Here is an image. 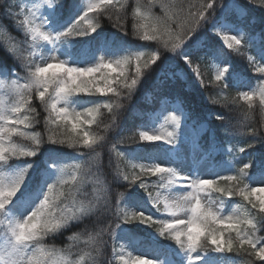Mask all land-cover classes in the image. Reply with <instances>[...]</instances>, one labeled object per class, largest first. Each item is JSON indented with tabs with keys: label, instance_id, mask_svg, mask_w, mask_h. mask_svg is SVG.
<instances>
[{
	"label": "snow or ice",
	"instance_id": "obj_1",
	"mask_svg": "<svg viewBox=\"0 0 264 264\" xmlns=\"http://www.w3.org/2000/svg\"><path fill=\"white\" fill-rule=\"evenodd\" d=\"M252 4L259 5L264 8V0H250ZM217 0H200L198 3H189L185 9L184 4H177L175 0H148L151 7H146L141 0H136L135 17L137 24L134 25L139 33V39L144 41L161 40L163 48L170 52H177L182 46L187 43L196 33L198 28L203 26V22L209 18V12L214 8ZM162 12L161 16H156L152 13V8L156 5ZM48 6H52V0H49ZM121 4L120 8L123 9ZM117 5L113 0H89L86 10L80 15L77 20L64 32L59 33L55 37L42 31V25H36L35 11L28 9L25 11L21 8L15 13L19 19V25L25 30L26 34L31 37L32 43L29 47L32 49L28 55L20 57L21 62L26 70L27 75L24 77V83H19L18 80H12L10 89L16 94V98L11 105H6L3 100H0V162L7 161L10 158L35 157L40 148L45 143L56 145H78L82 148L95 149L96 145L101 141L98 136H94L85 124L92 125L96 123L97 116L101 114V109H107L112 113L113 122H115L116 112L114 109L123 107L121 100L123 98H131L132 93L138 86L140 77L143 74L142 70L150 67L159 59V55L151 54H136L125 56L118 60H105L100 58L99 62L92 67H71L64 61H58L55 57L52 62L45 63L41 66L32 57L37 55L36 45L41 41L49 43L54 40L67 39L70 37H83L90 35L101 27L98 17L101 14L107 13L108 19H112L110 14ZM178 8V11L176 10ZM89 12H95L96 17H89ZM117 19L115 25L118 29L123 30L124 25L120 23L123 18L119 11L116 13ZM95 21V22H94ZM86 23V27H85ZM228 49L240 52L242 45L241 39L234 36L217 33ZM15 51V46L9 49ZM147 55V58H145ZM136 61L135 75L129 77L126 73V68ZM249 62L252 57H248ZM189 67H192L193 60L187 61ZM73 69H87L86 71H75ZM257 70L264 73V66L257 65ZM197 76L201 75L199 67L195 68ZM228 69L216 70L215 81L223 90L226 89L224 77ZM203 83V81H201ZM264 87L259 89L258 95L261 103L264 104ZM111 93L116 99L110 102L97 104L94 107H89L83 112L69 110L67 102L70 97L84 94L86 96H95L99 94L105 96ZM247 93V92H242ZM244 100L251 101L257 92H250ZM241 94V93H240ZM40 101V107L43 112L47 113L43 117L44 132L27 131L33 128L35 124L40 123L36 117L37 107L32 104L33 99ZM251 107V105H249ZM171 123L173 129L164 131L160 134H149V132L141 131L139 133V141H158L163 140L164 143L174 144L176 140V129L180 127V120L175 115H170L165 123ZM22 126V129L21 127ZM98 126V125H97ZM257 129L253 128L250 135L256 136ZM12 136L24 137L28 143L19 145L15 143L5 144L6 140L10 141ZM131 143H137V137H129ZM260 140L264 141V134L260 135ZM253 147L248 144V148ZM115 151V149H113ZM245 151L244 148L240 149ZM118 158L123 159L121 152H116ZM31 168V164L20 173L17 179L10 185H5L0 181V191L12 192L17 191L23 184L25 174ZM133 172L125 174L120 167L116 165V175L125 181H129V186L136 185L137 179L141 175L152 176L159 174L160 182L153 187L170 188L174 182H181L183 187L190 191L183 197L173 200L165 199L163 209L172 217L171 220L157 221L151 216H146L143 213L133 214L124 212L120 214L119 200L123 198L124 193L119 194V199L115 207L118 209L117 217L120 221L126 224H131L133 221H138L140 224L147 222L148 226H156V231L168 239L173 240L177 246L191 254L197 253L201 249L211 248L217 252H233L237 254H245L251 259H246L243 264H255V260H264V247H257L258 237L257 232V217L262 215H248L244 217L227 216L223 217L214 211L212 201L202 204L203 197L216 192L219 194V199L225 195L231 197L239 192L244 201H247L253 209L257 204L253 202L252 196L264 192V188H249L243 177L247 175L249 166L245 165L237 170L235 175H225L221 180L225 182H233L226 187H220L219 182L215 179H189L188 177L180 176L175 171L169 168L158 165L144 166L131 164ZM139 168V172L135 169ZM63 171V167H60ZM131 176V179H130ZM211 181V183H204ZM142 188L149 196L154 206L160 203V196L155 197L150 186L143 180L139 182ZM15 195L11 198L15 197ZM53 193L49 192V196ZM5 206L9 204L8 200L4 201ZM260 213H264V201H261ZM264 218V217H262ZM222 225L224 227H217ZM243 225V227H240ZM119 227L116 223L112 228V235L115 236V229ZM236 230L235 240L231 237H225L224 228ZM129 264V262H125ZM130 264H152L149 260H141L139 257L130 261ZM195 264V262H193Z\"/></svg>",
	"mask_w": 264,
	"mask_h": 264
},
{
	"label": "trees",
	"instance_id": "obj_2",
	"mask_svg": "<svg viewBox=\"0 0 264 264\" xmlns=\"http://www.w3.org/2000/svg\"><path fill=\"white\" fill-rule=\"evenodd\" d=\"M67 1L72 2V5L74 2V5L69 10L70 13L74 12L78 0H55L57 10L53 21L57 25L60 24L59 18L63 16L62 14L64 11H67ZM228 1L229 0H217L214 8L209 12V18L203 22V26L198 28L195 34L206 30V26L208 23L212 22L213 17L217 14L220 7L227 4ZM242 1L246 4H250L253 11L251 15L242 19H237L239 26L244 32H246L244 34V41L250 43V38L264 27V8L252 4L250 0ZM141 2L145 3V0H141ZM175 2L177 4H184L186 9L190 2L198 3L200 0H175ZM22 3V0H6V5L0 7V72L6 68L9 73L16 72V74H19L21 78L24 79L27 73L20 57L22 55L26 56L32 51L29 47L32 41L31 37L27 35L25 30L19 25L18 21L19 19H22V17L15 16V13L19 12L23 7ZM113 3L117 5V8L113 9L110 13L112 15L111 20L108 19L107 13L101 14L98 17L101 27H99L96 32L83 37L77 36L62 39L65 50L75 56L80 52L85 42L93 36L102 34L106 37L107 43L110 41L112 42V48L115 49L117 56L120 59L125 56H132L140 53L151 54L155 52L159 55V59L150 67L142 70L143 74L141 75L138 86L132 93L131 98H123L121 100L123 107L114 109L116 112L115 122H113L112 113H109L107 109H101V114L97 116L96 123H93L90 126L87 124L84 125V127L94 136L103 135L105 137L103 141H100L99 144L95 146L99 151V157L96 159L93 170L97 172L102 181L108 183L112 203V209L110 211L115 215V223H119V227L115 229V232L128 229L137 236L144 239H151L158 247L167 246L175 256L184 254L188 257L189 253L177 246L173 240L161 236L156 231V226L150 227L147 222H145V224H140L138 221H133L131 224H126L120 221L119 217H117L118 209L115 207L117 200L119 199V194L124 193V196L119 200L118 205L120 207V214L122 215L124 212L133 213L129 209H125V206H127L128 203L136 201L145 202L149 198L148 194L140 188L139 182L143 180L148 185H151L149 190L152 191V193H156L160 188L153 186L160 182V176L159 174L152 176L150 173L148 175H141L137 179L136 185L129 186V181H125L116 175V165L120 164L121 170L125 174L133 172L131 164L143 165L134 161V157L141 153L143 148L152 145H147L144 141L138 140V126L140 122L150 109L159 104L161 98H170L171 100L177 99L182 102L187 110L189 115L188 122L193 128L198 129L203 123H207L206 132L201 134L199 139L200 146L205 151H211L214 147H219L222 150V153L218 156H214L212 153L216 164L224 168L223 174L217 179L219 186L226 187L233 183L225 182L221 180V177L225 175H235L237 174V170L245 165L249 166V170L243 179L248 186L250 175L256 169L258 163H261L264 160V141L260 140V135L264 134V122L261 121V116L258 111L259 98L252 102L242 101L234 89L226 87V89L223 90L218 86V84L213 81L211 71L208 67L210 55L201 59V69L204 73H202L203 75L201 76L203 83H201V80L199 81L194 77L190 79L191 87H188V83L184 82L179 77H167L164 79L163 84L156 82L158 74L165 68L169 61L172 60L169 58L177 57L182 48L173 53L163 48L162 39L156 41H144L139 39V33L134 27V25L137 24V19L135 17L136 0H119L113 1ZM121 4L124 5L123 9L120 8ZM176 10L178 11V8ZM117 11H119V14L123 17L120 21V23L124 25L123 30L118 29L115 25ZM152 13L156 16L162 15L158 4L152 8ZM35 16V23L37 24L39 15ZM89 17H96V13H89ZM252 18H256L254 23L251 22ZM58 29L59 34L66 31L68 28L58 27ZM195 34L192 38L195 37ZM43 43L44 42L41 41L36 45L37 55L32 57V59L37 62L39 61V49L44 45ZM208 44L211 45V42ZM249 45L252 49L259 48V45L254 41H251ZM12 46H15V51L9 50ZM199 55L200 53L195 55V57L200 61ZM145 58H147V55ZM135 68L136 61L133 60L126 68V73L129 77L135 75ZM146 93L151 95L150 100L145 98ZM1 95L4 97L3 101L6 105H11L16 98L14 91H9L8 93L2 91ZM78 98L79 102L84 105V109H82L83 111L89 107H94L97 104L110 102L111 100L116 99L111 93L105 96L99 94H96L95 96L80 94L78 95ZM32 104L37 107V113H39V115L36 118L40 120V123L35 124L33 128L27 129V131H40L43 133V117L46 116L47 113L43 112L38 99L34 98ZM249 105H251V107ZM97 125H100V127L98 128ZM20 127L22 129V126ZM252 128L258 130L256 136L250 135ZM132 136L137 137V143L130 142L129 137ZM10 142L19 145L28 143V141L23 140V138L19 136H12L10 141H5V144L8 145ZM248 144H252L253 147L248 148ZM241 148H244L245 151L241 152ZM113 149H115V151ZM117 151L121 152L123 159L116 156ZM81 152L87 153L89 152V149H82ZM81 152H77L74 149H69L65 146L45 143L35 157H13L7 161L0 162V174L12 173L13 175L10 184H12L20 173L31 164V168L25 174L22 186L17 191L12 201L24 196L26 193L41 194L43 188V183L41 182L46 178V172L44 170L45 155L56 153L65 155L66 157V160L59 162L55 171H53L54 174L51 181V183H53L58 174L57 169L59 167H63L64 165L74 166L91 160V157L82 155ZM75 154H77V158ZM92 156H95V153H92ZM135 171L139 172V168L135 169ZM86 187L89 190L91 189V185H87ZM217 195L219 196L218 193ZM221 199L224 200L227 208L232 202L240 204L242 217L250 214L262 215L256 219V236L258 237L257 247L259 248L260 244H263L264 246V218H262L264 217V213L259 212L261 201L256 200V198L252 196L253 202L257 204V207L253 209L247 201L243 200L239 192L231 197L225 195ZM162 211L163 208L161 206L149 207L145 215L151 216L157 221H161L165 220ZM0 218L8 222L6 216L3 217L1 212ZM111 220L112 215L106 214L100 221V225L105 226V222ZM86 222L91 223V219ZM82 226L81 223H74L70 228L62 231L58 236L54 237V241H49V243H54L56 247L65 245L67 243L65 236L71 232L79 230ZM217 227L224 226L217 225ZM240 227H243V225ZM224 235L225 237H231L235 240L236 230L225 227ZM116 240L117 238L114 240L113 236L106 237L107 244L103 249L101 257L103 264H125L126 261L130 264V261L134 259L133 255H126L123 253ZM111 244L115 246L116 250H114L116 255L113 257L111 255ZM202 253L215 255L217 251L211 248L201 249L197 253H194V255L197 256ZM225 253L234 256L240 264H243V261L246 259H251L245 254H237L235 251ZM255 264H264V260L256 259Z\"/></svg>",
	"mask_w": 264,
	"mask_h": 264
},
{
	"label": "clouds",
	"instance_id": "obj_3",
	"mask_svg": "<svg viewBox=\"0 0 264 264\" xmlns=\"http://www.w3.org/2000/svg\"><path fill=\"white\" fill-rule=\"evenodd\" d=\"M144 4L151 7L148 0ZM5 5L6 0H0V7ZM249 95L250 92L241 93L240 98L245 99ZM258 111L264 122L261 100ZM97 136L101 141L105 139L103 135ZM63 146L77 152L85 149L78 145ZM88 149L89 152L81 154L91 157V160L74 166L64 165L62 172L59 167L55 181L47 187L39 204L26 217L13 222L0 218V236L4 237V244L0 246V264H103L101 257L107 244L106 237L112 235L116 224L115 215L110 211L112 203L108 183L93 170L99 151L97 148ZM87 185H91L90 190ZM49 192L53 195L49 196ZM14 195L15 191H0V212L6 207L4 201L7 199L10 203ZM106 214L112 215V220L101 226L100 221ZM89 219L91 223L86 222ZM74 223L83 226L65 236V245L56 247L54 243H49Z\"/></svg>",
	"mask_w": 264,
	"mask_h": 264
},
{
	"label": "rangeland",
	"instance_id": "obj_4",
	"mask_svg": "<svg viewBox=\"0 0 264 264\" xmlns=\"http://www.w3.org/2000/svg\"><path fill=\"white\" fill-rule=\"evenodd\" d=\"M49 0H36V5L38 7H41L42 9H49L48 6ZM89 0H87V3ZM92 2H96V0H92ZM232 7V6H231ZM228 9H231L230 7ZM245 13V10L240 11V15H243ZM42 25V31L50 34L52 37H54V28L52 25H49L48 23L42 24L41 22L39 25ZM224 33L227 35H231L237 38V34L230 28L231 26L228 25L226 22L223 24ZM222 43L224 47L228 48L226 44H224L223 40ZM96 53L98 54V59L92 58L87 56L86 54H82L81 58L79 57L77 60H71L70 57L66 54H64L57 42L53 44L51 48H46L43 50L42 55L43 59L41 61L43 66L45 63L52 62V58L55 57L58 61H64L67 63L68 66L71 67H92L96 63L99 62L100 58L103 57L105 60H118L117 57L114 56V51L105 53L103 52L102 44H97L96 46ZM220 64V70H223L224 68L229 67V62L224 53H221V57L219 59ZM189 65V64H188ZM186 78V76L184 75ZM243 92H254V88L250 84H244L243 86ZM67 106L69 110L78 111V103L73 97H70ZM159 115V116H158ZM170 115H175L180 120V127L176 129V138H178L182 133H186V139H182L181 144L177 148V156H175L176 164L174 168L172 169L175 171L178 175L188 177L189 179H207L211 180L212 178V172H211V164L209 163L207 157L201 153L196 145L195 142V135L194 133L188 129L185 122V115L184 112L181 110V108L178 105H169L168 102H164L163 106L158 110L157 113H153L150 115L149 120L146 121L144 124L142 131L149 132V134H160L166 130L170 131L173 129V125L171 123H165L166 119ZM148 142H154L157 144H164L165 147H171V143H164L163 140L158 141H148ZM148 159L154 164L161 167L167 166V155L163 154L162 152L157 153L156 155H152L144 159V162L148 161ZM148 163V162H146ZM0 181H2L5 185L9 184V178H2L0 177ZM181 182L177 181L174 182L171 188H168L165 190V192L160 196V202L165 201L166 198L169 200H173L179 197H183L186 195L190 189L183 187ZM252 188H264V176L257 179ZM257 200L264 201V192L258 193L256 195H253ZM208 201H212V208L214 211H218V214L222 213L223 211V205L219 200L214 199L213 192H211L208 195H205L202 200V204L207 203ZM151 204H153L151 202ZM37 205L34 206V202H30L25 208H21L19 210V217L18 220H22L24 217H26ZM136 212H142L144 209L143 207H136L133 208ZM165 215L169 217V219H173L172 217L168 216V213L165 211ZM227 216H239L241 217V211L238 206L234 205L231 207V209L226 213ZM125 236V235H124ZM125 245L124 247L127 250H135V254L142 255V260H149L152 262V264H167L166 258H168V254L162 253V254H154L153 258H150L148 256L149 251L142 247V244H135V241L130 236H126L125 238ZM3 242L0 241V246H3ZM141 247V248H140ZM203 262L205 264H208V261H205L203 259ZM210 264V263H209Z\"/></svg>",
	"mask_w": 264,
	"mask_h": 264
}]
</instances>
